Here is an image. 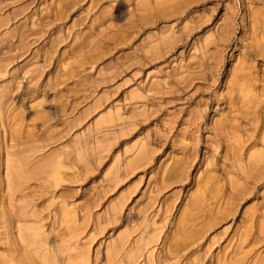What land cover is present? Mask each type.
<instances>
[{
    "label": "rangeland",
    "instance_id": "1",
    "mask_svg": "<svg viewBox=\"0 0 264 264\" xmlns=\"http://www.w3.org/2000/svg\"><path fill=\"white\" fill-rule=\"evenodd\" d=\"M218 262L264 264V0H0V264Z\"/></svg>",
    "mask_w": 264,
    "mask_h": 264
},
{
    "label": "bare ground",
    "instance_id": "2",
    "mask_svg": "<svg viewBox=\"0 0 264 264\" xmlns=\"http://www.w3.org/2000/svg\"><path fill=\"white\" fill-rule=\"evenodd\" d=\"M168 224H169V223H168ZM210 227H212V225H209V228H210ZM169 237H170V235H169ZM169 239L171 240V237H170ZM254 239H255V237H254ZM256 239L258 240V238H256ZM161 240H162V239H161ZM183 240H184V239H183ZM183 240H181V242H182ZM166 241H167V239H166ZM168 241H169V240H168ZM173 241H174V240H173ZM254 241H256V240H254ZM170 242H171V241H170ZM181 242H179V243H181ZM166 243H167V242H166ZM171 243L173 244L174 242H171ZM176 243H177V240H176ZM176 243H175V244H176ZM179 243H177V245H178ZM172 244H171V246H173V245L175 246V244H173V245H172ZM177 245H176V246H177ZM181 245H182V248H186V247H188V246L190 245V242H187V241H186V243H183V244H181ZM164 246H165V245H164ZM165 248H166V247H165ZM169 248H170V247H169ZM167 249H168V247H167ZM170 249H172V248H170ZM170 249H169V250H170ZM164 250H166V249H164ZM165 252H166V251H165ZM165 252H164V253H165ZM167 252H168V251H167ZM169 252H170V251H169ZM169 252H168V254H169ZM185 253H186V252H185ZM165 254H167V253H165ZM170 254H171V253H170ZM158 255H159V254H158ZM160 255H161V254H160ZM208 255H209V254H208ZM161 256H163V255H161ZM231 256H232V255H231ZM231 256H230V257H231ZM233 256H234V254H233ZM163 257H164V256H163ZM182 257H183V256H182ZM185 257H186V255H184V258H185ZM225 257H226V256H225ZM156 258H157V257H156ZM228 258H229V257H228ZM228 258L226 257V259H228ZM244 258H246V256H245ZM244 258H243V259H244ZM191 259H192V258H191ZM156 260H157V259H156ZM220 260H221V259H220ZM228 260H229V259H228ZM228 260H227V261H228ZM231 260H232V259H231ZM247 260H248V259H247ZM162 261H163V260H162ZM190 262H191V261H190ZM192 262H193V261H192ZM228 262H229V261H228ZM157 263H158V262H157ZM249 263H250V262H249ZM260 263H261V262H260ZM263 263H264V262H263ZM192 264H193V263H192ZM217 264H219V262H218ZM243 264H245V262H244Z\"/></svg>",
    "mask_w": 264,
    "mask_h": 264
}]
</instances>
